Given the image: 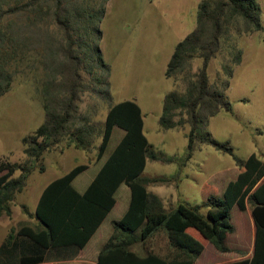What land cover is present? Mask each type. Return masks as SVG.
Listing matches in <instances>:
<instances>
[{
    "label": "trees",
    "instance_id": "obj_1",
    "mask_svg": "<svg viewBox=\"0 0 264 264\" xmlns=\"http://www.w3.org/2000/svg\"><path fill=\"white\" fill-rule=\"evenodd\" d=\"M107 1L0 0V95L8 90L12 80V72L6 67L8 56L38 48L36 58L42 69L39 92L44 114L42 122L20 139L24 160L0 161V215L10 213L9 205L25 187L30 173L34 169L44 170V154L62 139L88 150L93 137L98 136V159L105 154L112 129L122 131L82 192L71 181L86 168L85 164L74 165L44 185L32 212L27 213L35 225L21 224L15 231L27 239L31 255L14 260L36 264L43 261L44 251L82 248L112 208L116 188L124 184L129 193L126 208L119 218L110 219L111 233L97 249L96 264H194L207 244L217 252H227L225 235L232 230L233 205L240 210L245 205L250 208L255 229L252 254L220 264H264V155L251 153L241 159L226 141L211 138L207 129L209 117L219 110L231 111L225 90L232 74V65H225V78L209 82L207 63L218 51L231 21H241L239 30L243 34L263 31L257 1L198 0L194 26L172 47L163 76H183L184 90L171 89L163 94L157 123L163 130L188 126L185 153L178 161L179 166L196 147L210 145L229 154L238 171L219 194L208 186L199 204L188 206L178 202L168 209L147 186L168 184L178 173L172 178L142 172L146 161L168 163L177 159L155 149L147 140L140 108L133 100L112 103L109 65L99 47L100 22ZM193 58H199V64L191 72ZM240 59L238 51L232 64L237 65ZM84 91L105 101L100 128L77 113ZM15 171L17 174L13 175ZM200 208H205L204 214L199 212ZM158 232L165 238L162 255L150 250L139 255L131 249L133 244ZM9 243L10 235L5 239L7 246Z\"/></svg>",
    "mask_w": 264,
    "mask_h": 264
},
{
    "label": "rangeland",
    "instance_id": "obj_2",
    "mask_svg": "<svg viewBox=\"0 0 264 264\" xmlns=\"http://www.w3.org/2000/svg\"><path fill=\"white\" fill-rule=\"evenodd\" d=\"M256 1L260 7L263 31L243 34L239 30L241 21H231L227 34L220 41L218 51L210 58L206 67L209 82L217 83L225 78L224 66L232 65L229 85L225 90L231 111L219 110L209 117L207 129L211 138L226 141L232 147L233 153L241 159L251 153L258 157L264 155V0ZM197 2L198 0L107 1L106 11L100 22L99 47L101 43L102 57L109 65V92L113 104L122 100H137L140 104V101H153L155 97L171 89L178 92L184 90L183 76H163L162 62L174 43L194 26ZM36 51L38 48H31L7 58L6 67L12 72V80L8 90L0 95V161L24 160L20 139L32 132L43 120L39 92L42 69L36 58ZM238 51L241 59L234 65L232 57ZM198 64L199 58H193L190 71L193 72ZM104 105L103 98L84 91L77 113L84 115L89 123L100 128L105 113ZM144 123L143 133L153 142L155 149L177 159L168 163L146 161L142 172L145 175L172 178L178 173V179L176 177L168 184L147 186V190L161 194L165 209L174 207L178 202L188 206L199 204L207 193V187L212 182H218L212 179L213 176L223 173V177H229V172L235 166L232 157L210 145H201L191 152L185 163L186 167H190L207 161V169L197 171L190 167L185 169L187 177L182 178L183 167L179 166L178 161L182 160L185 153V133L188 126L185 124L173 129H160L155 114L149 112L145 114ZM256 129L261 133H256ZM120 134V129H112L105 154L98 160V136L93 137V143L88 150L74 147L62 139L56 147L44 154V170L38 172L34 169L30 173L23 190L11 201L10 213L0 215V225L18 227L26 222L34 226V221L27 213L32 212L42 184L54 178L53 173L59 172L56 176L62 175L76 164L87 165L71 181L72 186L82 192L103 162L102 159L117 143ZM195 173L203 176V179L198 181L193 176ZM15 174L17 171L13 173ZM213 190L219 192V188ZM128 196L127 187L120 184L114 192L115 203L91 236L88 248H92L95 243L102 244L107 239L111 233L109 220L122 215ZM199 212L204 214L205 208H200ZM235 213L236 208L233 210V217H230L232 220L235 219ZM131 249L139 255L148 250L162 255L165 252L164 234L158 232L145 241L133 244ZM227 255L228 253H215L211 244H207L196 258V264L203 262V259L210 260L214 256L218 258ZM63 260L61 264L71 262ZM207 263L210 264V261Z\"/></svg>",
    "mask_w": 264,
    "mask_h": 264
},
{
    "label": "crops",
    "instance_id": "obj_3",
    "mask_svg": "<svg viewBox=\"0 0 264 264\" xmlns=\"http://www.w3.org/2000/svg\"><path fill=\"white\" fill-rule=\"evenodd\" d=\"M105 11H106V8H105ZM100 49H101V43H100ZM171 51H172V49L163 58V62H162L163 63L162 64L163 65V71H164L165 64L169 58ZM101 53H102V49H101ZM102 56H103V54H102ZM162 96L163 95H160V96L158 95L157 97H155V100H153V101H146V102L140 101V104L137 100H135V101L133 100L138 105V107L140 108L141 118H142V131H143V128L145 126L144 118H145L146 113H148V112L154 113L155 118L158 119V115L160 113V108H161ZM120 136H121V134H120ZM148 141L153 144V142L150 139ZM196 148H199V146ZM145 164H146V162H145ZM182 167H183V176H182V178H183V177H187V174L185 173V169L187 170L190 167H193L192 170L195 168L194 170H197V171H201V170L204 171L205 169H207V161L206 162L204 161L202 164H195L194 166H190V167H186V163H185L182 165ZM237 171H238L237 167L234 166V168L231 169V172H229L230 175L228 178L223 177V173H219V174L213 176L212 179L218 180V182H212L213 184L211 186L215 189L219 188L218 193H220L222 191V189L224 188V186L226 185V183L235 178ZM58 173L59 172H57V174L53 173L54 174L53 177L54 178L58 177V176H56V175H58ZM193 176H194V178H197L198 181L203 179L202 178L203 176L198 175V173L193 174ZM54 178H52V179H54ZM52 179H50V180H52ZM50 180H48L47 182L42 184L41 188L37 192L36 199H37L40 191L44 187V185L46 183H48ZM159 185H162V184H158L157 186H159ZM153 193H155L157 196H159L161 198V194L158 191L153 192ZM35 202H36V200H35ZM234 208H236V213L234 216L235 219L232 220V218H230L232 230L230 232H227L225 235V245L229 248V251L220 253V252H217L215 250V253H220V254L228 253V255L218 257V258L214 256V258L210 259V260L203 259L204 261L200 262L201 264H209V263H207V261H210V264H220V263L231 262V261L240 260V259H244V258H249L251 256L255 229H254V225H253L251 215H250V208L248 205H245V208L240 210L236 205H233L231 207V210H230V217H233L232 213H233ZM22 224L31 225V224L26 223V222L22 223ZM18 227L17 226L13 227V226H5V225L1 226L0 225V264H20L19 262L15 261L14 259H21L24 256L31 255L29 253L27 239L24 237H19L18 235L15 234V231ZM8 235H10V243L7 246L5 244V239ZM90 238L87 240V242L84 244V246L80 249L67 248L64 250L54 249V250L44 251V253L42 254L43 261L36 263V264H56V263L61 264L62 259H64L63 261H71L74 264H77L76 262H82L83 264H96L95 258H96V254H97V249L101 244L95 243L92 246V248H88L87 244H88ZM38 255L41 256V252H39ZM86 258H89L90 260H85ZM58 259H60V260H58ZM200 263H197V264H200ZM194 264H196V262Z\"/></svg>",
    "mask_w": 264,
    "mask_h": 264
}]
</instances>
